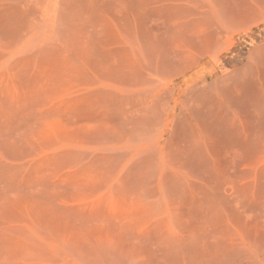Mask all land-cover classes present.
Listing matches in <instances>:
<instances>
[{"label": "rangeland", "instance_id": "obj_1", "mask_svg": "<svg viewBox=\"0 0 264 264\" xmlns=\"http://www.w3.org/2000/svg\"><path fill=\"white\" fill-rule=\"evenodd\" d=\"M0 264H264V0H0Z\"/></svg>", "mask_w": 264, "mask_h": 264}]
</instances>
